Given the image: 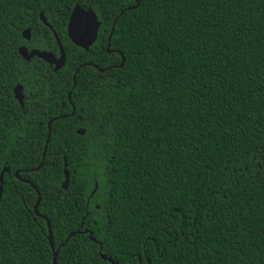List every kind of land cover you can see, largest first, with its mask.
I'll use <instances>...</instances> for the list:
<instances>
[{
    "label": "trees",
    "instance_id": "trees-1",
    "mask_svg": "<svg viewBox=\"0 0 264 264\" xmlns=\"http://www.w3.org/2000/svg\"><path fill=\"white\" fill-rule=\"evenodd\" d=\"M8 2L0 0V264H52L36 190L56 264H264V0H110L124 8L109 46L124 63L79 68L75 115L52 121L43 158L45 122L54 104L70 111L73 70L94 55L63 33L64 67L22 112L12 86L16 72L32 74L10 54ZM120 53L99 55V65H118Z\"/></svg>",
    "mask_w": 264,
    "mask_h": 264
},
{
    "label": "flooded vegetation",
    "instance_id": "flooded-vegetation-1",
    "mask_svg": "<svg viewBox=\"0 0 264 264\" xmlns=\"http://www.w3.org/2000/svg\"><path fill=\"white\" fill-rule=\"evenodd\" d=\"M65 2L64 0H9L7 4L5 14H6L7 23L9 25L8 42H10V46H9L10 54L14 56V60L22 61L21 64H25L27 66V70L28 71L30 70V74H32V78L30 79L29 75H27L25 78L21 75V72L19 71L16 72L19 81H16L14 86H12V93L14 98H15L14 88L16 87L20 88L22 95V102H19L16 98L15 100L19 104V108L21 109L22 112H24L23 108L25 107V103L30 104L31 102V105L29 107H33L36 105L35 102L30 101V98L33 97L32 93L37 92L38 90L37 86H40L41 84L45 83L46 86L42 87V89L44 91L48 90L49 86L52 85L51 83H53V80L51 79L52 75L58 76V72L65 65L64 63L61 67H58L57 63H59L61 49H63L65 55V62H66V55L68 53L67 49L69 45L67 44L63 33H65L66 38L69 39L67 35V22L70 13L75 5H79L84 9L91 8L95 12L96 17L100 23L97 29L96 39L94 41L95 43L97 38L99 37L100 43L96 46L94 50H90V47L94 43L86 50V51H90V54L94 56L92 58L93 61H89L85 63H89L87 65L93 66L100 73L107 71L108 69H110V67H115L117 65L114 64L113 66H100L99 55H103V53H107V54L115 53V52L120 53L118 49H111L109 46H110V38L113 33L112 29H114L117 19L122 14L121 12L124 11V8L123 9L121 8V4L116 2V4L112 3V5H108V3H110V0H73L72 6L69 8L68 6H65L67 5ZM95 3H98V7L96 6L94 7L97 10H99L100 12L99 15L96 13L95 8L93 7ZM61 6H65L69 14L67 22L64 24V32L61 25V17H62ZM128 7L129 6H127V8ZM116 10H118L119 12L115 13ZM72 50L74 51L75 49L73 48ZM38 54H45V56L49 55L50 59L45 60L44 57ZM77 68L73 70L71 89L67 92V102L70 105V111L65 112L64 110H62V108L65 106L64 103H60L56 106L54 104L53 115L45 122L46 130H47L46 138L48 131H51L52 121L56 120L55 118L65 119V118H71L75 115V106L70 101V95L72 89L75 87V84L73 86V75ZM16 69L17 68H13L12 71H16ZM24 73L27 72L24 71ZM20 80H23V82L26 83L22 84ZM57 82L58 80L55 79L54 84H57ZM76 119H80V116L77 115ZM36 122L37 120L34 121V123ZM73 123H76V121L74 120ZM42 125H43L42 121H38L37 123L38 131L41 133H45L43 132V130L40 129ZM67 128L69 129L70 125L67 126ZM81 130L83 131V133L85 132L83 128H75L74 131L79 133V131ZM43 151H44V146H43ZM43 151H42V155H43ZM36 167L25 169L24 171L26 172L36 171V170H31ZM16 171L13 172L14 176ZM18 178L20 180L24 179L20 177Z\"/></svg>",
    "mask_w": 264,
    "mask_h": 264
},
{
    "label": "water",
    "instance_id": "water-1",
    "mask_svg": "<svg viewBox=\"0 0 264 264\" xmlns=\"http://www.w3.org/2000/svg\"><path fill=\"white\" fill-rule=\"evenodd\" d=\"M137 5H138V1L136 2V4L134 6H129L127 9L135 8ZM121 13H123V11ZM99 24L100 23L96 17V14L91 8L84 9V8L80 7L79 5H75L73 10L70 13V16H69V19L67 22V35H68L69 39L73 42V44L87 50L94 43V41L96 39L97 29L99 27ZM112 31H113V29H112ZM112 31H111V33H112ZM111 33H110V35H111ZM38 55L44 57L45 60L50 59L49 55L48 56H45V54H38ZM120 56H121L120 63L118 65H116L115 67H120L124 63V56L122 55V53H120ZM64 63H65V55H64L63 49H61V54L59 57V63H57V65H58V67H61ZM87 64H89V63L81 64L79 67H81L83 65H87ZM79 67L76 69L75 73L79 70ZM75 73L73 75V86L75 84ZM14 95H15V98L19 102H22V95H21L20 88H17V87L14 88ZM55 119H57V118H55ZM49 124H50V122H49ZM49 133H50V131H48L47 138L45 140L44 151H43L42 157H44V153H45L47 146H48ZM79 134H83V131L82 130L79 131ZM42 163L43 162L41 161L36 168L31 169V170H38L41 167ZM6 171H8V168H6V167H4L0 171V196H1V192H2V178H3L4 172H6ZM19 171L20 170L16 171L15 176H18ZM63 174H64V180L62 182V188L66 189L68 182H69V172L66 169V163L64 164ZM22 181L28 182L31 187L35 188V185L32 182H29L27 179H22ZM36 194H37V197H36V201L33 205V210L37 216L42 217L46 222L47 239H48L51 251H52V264H56L58 249H55L54 245H53L52 231H51V226H50L49 220L47 219L46 216H43L37 212V206H38L39 201H40V193L38 190H36ZM77 232H79V230H77ZM73 234L74 233H70L68 235V237L73 235ZM90 237H91V235H90ZM62 245H64V244H62ZM102 257H103V259H108L109 261H111L110 257L107 258L105 255H102Z\"/></svg>",
    "mask_w": 264,
    "mask_h": 264
}]
</instances>
